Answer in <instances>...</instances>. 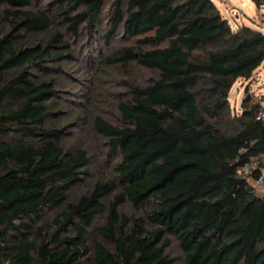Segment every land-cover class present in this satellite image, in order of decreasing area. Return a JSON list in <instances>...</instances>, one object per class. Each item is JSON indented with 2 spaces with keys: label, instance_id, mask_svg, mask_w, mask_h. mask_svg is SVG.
<instances>
[{
  "label": "trees",
  "instance_id": "16d2710c",
  "mask_svg": "<svg viewBox=\"0 0 264 264\" xmlns=\"http://www.w3.org/2000/svg\"><path fill=\"white\" fill-rule=\"evenodd\" d=\"M40 2L0 0V264H176L173 241L185 264H264V97L246 85L239 115L229 102L264 62V32L233 30L212 0ZM99 35L134 44L98 71L146 75H128L118 125L94 120L115 178L73 197L91 156L66 146L60 86L75 41Z\"/></svg>",
  "mask_w": 264,
  "mask_h": 264
},
{
  "label": "rangeland",
  "instance_id": "374dc122",
  "mask_svg": "<svg viewBox=\"0 0 264 264\" xmlns=\"http://www.w3.org/2000/svg\"><path fill=\"white\" fill-rule=\"evenodd\" d=\"M223 17L228 20L231 28L237 30L248 26L264 32V4L259 7L255 0H212ZM47 0H41L45 5ZM106 26L103 25V28ZM92 43L87 36L75 41L77 60L73 67L63 73L61 80L60 99L62 102L61 124L66 126L65 143L68 147L85 148L91 156L90 175L86 176V184L75 189L73 197L92 187L97 181L114 179V167L120 160L119 151L112 152L107 140L102 138L94 129V120L101 117L109 123L118 125L119 114L117 104L126 95L124 83L129 77H144L145 72L133 69L124 74L118 68L103 71L97 70V63L112 50L134 44V40L123 35L112 40L105 48L100 35ZM101 48L102 54H101ZM103 55V56H102ZM245 85L258 96L264 94V62L255 71L250 81L239 79L233 86L229 102L234 113H241ZM256 97V96H255ZM113 199V197H112ZM129 216L138 217L133 208L124 206L122 209ZM102 221L103 217H99ZM90 239H99L93 231ZM175 258L176 264H185L184 256L178 244L173 241L169 251Z\"/></svg>",
  "mask_w": 264,
  "mask_h": 264
},
{
  "label": "built area",
  "instance_id": "2783aa9c",
  "mask_svg": "<svg viewBox=\"0 0 264 264\" xmlns=\"http://www.w3.org/2000/svg\"><path fill=\"white\" fill-rule=\"evenodd\" d=\"M256 119L264 123V104L256 111ZM253 169H256V165L251 164L239 169L242 174H249ZM255 186L258 188L259 195H264V171L255 179Z\"/></svg>",
  "mask_w": 264,
  "mask_h": 264
},
{
  "label": "crops",
  "instance_id": "0c3cea01",
  "mask_svg": "<svg viewBox=\"0 0 264 264\" xmlns=\"http://www.w3.org/2000/svg\"><path fill=\"white\" fill-rule=\"evenodd\" d=\"M244 88H246V85H245V87ZM253 94H254V96H256V98L258 99V100H260V97H264V94L263 95H260V96H258V94H256L254 91H253ZM261 102V104H264V99L262 100V101H260Z\"/></svg>",
  "mask_w": 264,
  "mask_h": 264
},
{
  "label": "water",
  "instance_id": "95a60500",
  "mask_svg": "<svg viewBox=\"0 0 264 264\" xmlns=\"http://www.w3.org/2000/svg\"><path fill=\"white\" fill-rule=\"evenodd\" d=\"M256 108H257V105L256 104L252 106V108L250 110L252 114L255 113Z\"/></svg>",
  "mask_w": 264,
  "mask_h": 264
}]
</instances>
